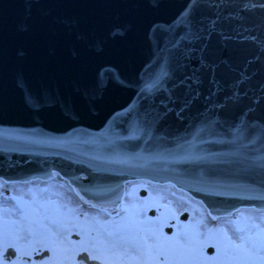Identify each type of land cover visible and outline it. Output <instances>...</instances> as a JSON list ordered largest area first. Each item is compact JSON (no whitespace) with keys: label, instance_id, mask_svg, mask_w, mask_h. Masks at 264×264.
<instances>
[{"label":"water","instance_id":"1","mask_svg":"<svg viewBox=\"0 0 264 264\" xmlns=\"http://www.w3.org/2000/svg\"><path fill=\"white\" fill-rule=\"evenodd\" d=\"M262 8L0 0V181L56 173L110 216L138 179L172 184L213 221L263 210L264 51L248 38L264 42Z\"/></svg>","mask_w":264,"mask_h":264},{"label":"flooded vegetation","instance_id":"2","mask_svg":"<svg viewBox=\"0 0 264 264\" xmlns=\"http://www.w3.org/2000/svg\"><path fill=\"white\" fill-rule=\"evenodd\" d=\"M145 187L127 185L124 210L116 217L78 202L52 207L50 218H34L32 213L18 220L22 224L0 221V258L6 235L19 244L10 256L18 264H183L178 240L183 229L177 226L176 214L159 207ZM128 246L139 254H128Z\"/></svg>","mask_w":264,"mask_h":264},{"label":"rangeland","instance_id":"3","mask_svg":"<svg viewBox=\"0 0 264 264\" xmlns=\"http://www.w3.org/2000/svg\"><path fill=\"white\" fill-rule=\"evenodd\" d=\"M131 184L146 186L154 202L163 210L173 209L176 215L188 212V221L185 223L180 222L176 216L177 226L183 229L178 233V240L183 245L180 252H183V264H235L237 257L233 253V246L240 242L236 239L238 235L251 236L257 240L264 237L261 232L264 229L262 210L240 209L230 217L213 222L198 201L169 185L146 182ZM8 188L13 196L0 198V221L9 220V224L13 225L22 224L18 220L28 218L32 213L34 218H50L52 207L58 209L79 205L65 182L60 179L44 183H12ZM136 201L141 200L136 198Z\"/></svg>","mask_w":264,"mask_h":264},{"label":"snow or ice","instance_id":"4","mask_svg":"<svg viewBox=\"0 0 264 264\" xmlns=\"http://www.w3.org/2000/svg\"><path fill=\"white\" fill-rule=\"evenodd\" d=\"M212 7L220 9L223 7V4L214 3ZM211 23L214 26L216 24V21L213 20ZM247 31L251 30L248 29ZM248 38L250 40L256 41L260 45L261 51H264V42L258 41L256 36H249ZM251 63L252 61H249V64ZM241 76L242 79L236 82L237 86H239V84L243 83L244 81L251 79V76L246 72L241 73ZM260 163L264 165V160H261ZM261 232L264 233V229H261ZM24 239H27V237H25ZM236 239L240 242L236 243L233 246V253L237 257L235 264H264V237L257 240L256 238L251 236L244 237L238 235ZM2 243L6 250L3 254V257L0 258V264H18V261H13L12 259H10V256L14 255L15 251L19 250V244L13 243L12 240L9 239V237L6 235L3 237ZM125 251L128 254H139V250L132 246H128L127 248H125ZM161 259H163V256H161Z\"/></svg>","mask_w":264,"mask_h":264},{"label":"bare ground","instance_id":"5","mask_svg":"<svg viewBox=\"0 0 264 264\" xmlns=\"http://www.w3.org/2000/svg\"><path fill=\"white\" fill-rule=\"evenodd\" d=\"M42 183H44V182H42Z\"/></svg>","mask_w":264,"mask_h":264}]
</instances>
